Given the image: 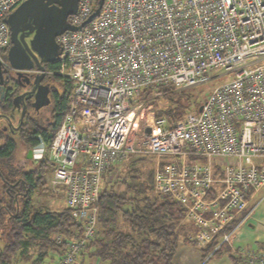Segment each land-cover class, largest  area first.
I'll return each mask as SVG.
<instances>
[{
  "label": "built area",
  "instance_id": "built-area-1",
  "mask_svg": "<svg viewBox=\"0 0 264 264\" xmlns=\"http://www.w3.org/2000/svg\"><path fill=\"white\" fill-rule=\"evenodd\" d=\"M23 1L0 0L3 75L11 68L7 16ZM97 3L78 0L68 16L76 28L56 36L51 73L68 79L72 94L47 146L44 182L64 196L76 225L66 240L53 232L65 249L36 264L76 263L96 235L105 179L112 185L134 157L154 159L152 191L184 208L189 244L212 245L209 255L227 245L241 264H264V251L234 245L264 183V0H103L87 21ZM224 75L171 124L151 103H135L144 91L158 97L163 87Z\"/></svg>",
  "mask_w": 264,
  "mask_h": 264
},
{
  "label": "trees",
  "instance_id": "trees-1",
  "mask_svg": "<svg viewBox=\"0 0 264 264\" xmlns=\"http://www.w3.org/2000/svg\"><path fill=\"white\" fill-rule=\"evenodd\" d=\"M55 62L51 70H55ZM61 84V94L55 95V122L50 132L41 129L45 149L37 168L19 169L9 162L16 150L15 137L3 136L0 131V264H15L13 257H24L31 246L36 252L33 264L42 260L49 249L64 250V243L56 244L51 240L53 232L63 239L71 235L73 222L65 205L59 210L47 208L42 203L31 201L32 192L44 183L46 167L51 163L47 155V146L62 122L72 94V84L68 79L54 74ZM187 88L163 87L158 97L149 92L140 93L139 99L152 104L154 113L166 117L169 124L176 121L189 110H197L201 103L190 95L184 94ZM156 100L165 103L159 105ZM11 97L4 96L0 108H7ZM23 140V134L17 133ZM28 144L37 139H26ZM142 160V159H141ZM138 158H130L118 179L123 189L114 185H105L97 200L98 227L95 237L88 242L75 264H84V260L94 258L99 264H177L174 255L180 242L188 243L185 234L190 230L189 223L183 221L184 208L170 196L154 194L152 191L153 169L139 171ZM144 178H141V175ZM16 183V184H15ZM23 193H18V191ZM213 193H211V196ZM225 246V245H224ZM212 245L201 251V260L209 255ZM223 252L210 254L209 258ZM232 261H236L230 255ZM98 264V263H95Z\"/></svg>",
  "mask_w": 264,
  "mask_h": 264
},
{
  "label": "flooded vegetation",
  "instance_id": "flooded-vegetation-1",
  "mask_svg": "<svg viewBox=\"0 0 264 264\" xmlns=\"http://www.w3.org/2000/svg\"><path fill=\"white\" fill-rule=\"evenodd\" d=\"M69 15L70 14L66 17L67 23ZM37 28L38 22L34 23L33 18H30L29 14L17 19L16 36L13 37V41L18 42L20 39L24 50L31 56L35 55L36 59H34V61L31 60L33 63L31 69L18 72V70L11 66V68L4 74V92L1 99L5 95L10 96L11 104L7 108H0V131H2L3 136L8 135L15 137L16 143L17 138L18 141L25 143L28 148L26 154L27 157H30L31 155L37 157L38 153L41 157L44 152L45 142L40 130L43 129L45 134L50 132L52 125L55 122L54 117L56 116L54 105L56 101L55 95H60L62 92L61 85L55 84L58 80L54 77L53 73H51V67L57 62V56L53 62L46 61L45 58L47 56H39L30 45V40L37 32ZM10 32L9 28L7 52L13 45ZM56 36L53 38L55 44H57ZM34 62H36L35 64H37V66H42L43 68H38ZM17 133L23 134L22 136L24 139H19L20 136H18ZM25 138L37 139V142L28 144L24 142ZM40 143L43 144L41 152L38 151ZM18 193L23 192L18 191Z\"/></svg>",
  "mask_w": 264,
  "mask_h": 264
},
{
  "label": "water",
  "instance_id": "water-1",
  "mask_svg": "<svg viewBox=\"0 0 264 264\" xmlns=\"http://www.w3.org/2000/svg\"><path fill=\"white\" fill-rule=\"evenodd\" d=\"M77 1L78 0H24L7 16V23L11 31V41H13V37L16 36L17 19L29 14L30 18H33L34 23L38 22L37 32L30 40V45L39 56L43 57V55H46L47 57L45 60L53 62L58 53L57 44L54 43L53 39L54 36L66 29L72 30L76 28L67 23L66 17L68 14H72L76 11ZM102 2L103 0H98L96 9L88 17L87 21L97 15ZM7 59L14 69L21 72V70H28L33 67L31 60L34 61L36 56L29 55L24 50L23 44L19 39L18 42L13 41V45L8 49ZM36 62H34V64ZM35 65L37 66V64ZM37 67L40 69L43 68L42 66ZM4 83V75L0 70L1 97L4 92ZM198 109L200 110V107ZM38 147V151L41 152L43 144L40 143Z\"/></svg>",
  "mask_w": 264,
  "mask_h": 264
},
{
  "label": "rangeland",
  "instance_id": "rangeland-1",
  "mask_svg": "<svg viewBox=\"0 0 264 264\" xmlns=\"http://www.w3.org/2000/svg\"><path fill=\"white\" fill-rule=\"evenodd\" d=\"M215 73V71H210L209 75H213ZM231 77V75H224L223 77L220 78H209L207 80H204L194 86L191 87H187V89H185L184 94H190L192 96H194L197 101H203L204 98L210 93L212 87L218 83H220L221 81L225 80V79H229ZM55 84H60L58 81H56ZM61 85V84H60ZM139 97H136L135 103L139 102ZM140 103H142V101H140ZM155 103L162 105L165 102L163 100H156ZM144 104V103H143ZM27 145L25 143H23L22 141H18L17 138V147L16 150L13 153L12 159L10 160V164L15 167V168H19V169H33L36 168L38 166L39 160L42 158V155L40 157L39 153L38 156H30L27 157ZM48 155V153H47ZM134 158H138V159H142L140 162L136 163V167L139 168V171L145 172V170L148 169H152L154 166V159L149 157H134ZM46 171L44 174V181H46L52 172V165L50 166V164L46 167ZM119 174H116L115 178L117 179L118 177H120V173L121 171L124 170L123 166H119ZM118 176V177H117ZM145 176L142 174L141 178H144ZM107 178V177H106ZM114 178V179H115ZM115 179V180H116ZM108 185V182L105 179L104 182V186ZM115 186V188L117 190L119 189H123V183H120V181H117L116 183L113 182V184ZM31 201L33 203H35L36 205L42 203L43 205H45L47 208L52 209V210H59L61 208H63V202H64V196L61 193H56L54 191H52L49 187L48 184H46V182L44 183H40L38 185L37 190L32 192V197H31ZM184 221V220H183ZM189 244V243H188ZM202 250H200L201 252ZM36 251L30 247H28L27 251L24 252V257H18L17 255H15L16 257H13V262L15 264H33V259L36 257ZM53 251H51L50 253H52ZM225 253V252H222ZM218 254L214 257L209 258L210 255H207L205 258V262H203L201 260L200 264H220V261L224 260L226 261L225 263H227V261H229L230 257L226 256L225 254ZM79 260V259H77ZM232 260V259H231ZM84 264H95L98 263V260H95L94 258H86L84 261ZM77 263V262H76Z\"/></svg>",
  "mask_w": 264,
  "mask_h": 264
},
{
  "label": "crops",
  "instance_id": "crops-1",
  "mask_svg": "<svg viewBox=\"0 0 264 264\" xmlns=\"http://www.w3.org/2000/svg\"><path fill=\"white\" fill-rule=\"evenodd\" d=\"M249 203L248 216L239 225L234 235V245L264 251V183L253 194ZM223 252L225 253H221L226 256L232 255L227 245L223 246ZM233 257L237 260L232 261L230 258L227 263L222 260L220 264H241L237 256L233 254ZM174 261L177 264H200L201 252L191 244L180 242L174 255Z\"/></svg>",
  "mask_w": 264,
  "mask_h": 264
}]
</instances>
